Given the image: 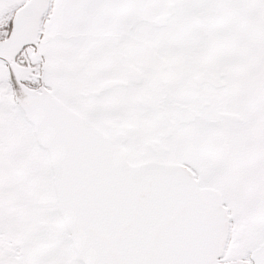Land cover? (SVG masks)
<instances>
[{"label": "snow or ice", "instance_id": "snow-or-ice-1", "mask_svg": "<svg viewBox=\"0 0 264 264\" xmlns=\"http://www.w3.org/2000/svg\"><path fill=\"white\" fill-rule=\"evenodd\" d=\"M0 264H264V0H0Z\"/></svg>", "mask_w": 264, "mask_h": 264}]
</instances>
